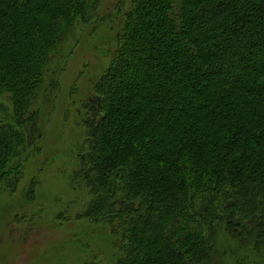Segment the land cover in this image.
<instances>
[{
	"label": "trees",
	"instance_id": "16d2710c",
	"mask_svg": "<svg viewBox=\"0 0 264 264\" xmlns=\"http://www.w3.org/2000/svg\"><path fill=\"white\" fill-rule=\"evenodd\" d=\"M97 2L0 0V180L40 137L47 62ZM122 21L74 173L120 254L83 264H217L220 231L264 249V0H130Z\"/></svg>",
	"mask_w": 264,
	"mask_h": 264
},
{
	"label": "rangeland",
	"instance_id": "374dc122",
	"mask_svg": "<svg viewBox=\"0 0 264 264\" xmlns=\"http://www.w3.org/2000/svg\"><path fill=\"white\" fill-rule=\"evenodd\" d=\"M129 2L98 0L87 21L70 26L44 68L31 104L40 137L13 160L20 170L0 180V264L112 262L120 254L108 227L85 213L92 195L74 173L83 104L109 64ZM215 247L222 256L217 264H264V249H253L252 240L241 244L220 231Z\"/></svg>",
	"mask_w": 264,
	"mask_h": 264
}]
</instances>
